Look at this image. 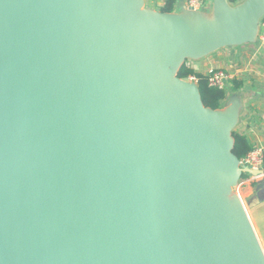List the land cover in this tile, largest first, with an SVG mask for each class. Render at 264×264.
<instances>
[{
	"label": "water",
	"instance_id": "water-1",
	"mask_svg": "<svg viewBox=\"0 0 264 264\" xmlns=\"http://www.w3.org/2000/svg\"><path fill=\"white\" fill-rule=\"evenodd\" d=\"M263 21L264 0H0V264H264L243 97L179 77Z\"/></svg>",
	"mask_w": 264,
	"mask_h": 264
},
{
	"label": "crops",
	"instance_id": "crops-1",
	"mask_svg": "<svg viewBox=\"0 0 264 264\" xmlns=\"http://www.w3.org/2000/svg\"><path fill=\"white\" fill-rule=\"evenodd\" d=\"M167 1L146 0L147 5L155 10H160ZM185 4L186 0H175L174 11ZM191 67L206 75L214 70H225L232 79L242 82L239 93L245 108L236 132L246 135L254 148L264 150V49L257 45L223 49L202 61L191 62ZM260 180L253 183L251 193L264 185Z\"/></svg>",
	"mask_w": 264,
	"mask_h": 264
},
{
	"label": "trees",
	"instance_id": "trees-1",
	"mask_svg": "<svg viewBox=\"0 0 264 264\" xmlns=\"http://www.w3.org/2000/svg\"><path fill=\"white\" fill-rule=\"evenodd\" d=\"M231 3L235 4L238 0H229ZM175 0H168L166 4L160 9L162 12H173L174 11ZM264 23V21H263ZM179 77L185 80L190 79V77H195L198 82V86L202 95V100L205 106L212 109L221 108L223 102L227 98L230 92H238L242 88V82L231 79L227 87L224 89H217L210 87L208 84V75L196 72L194 68L187 67L184 65L179 72ZM235 138V155L243 162L247 154L254 149L253 145L250 143L248 137L239 132L234 133ZM264 169V164H263ZM247 178L243 176L242 179Z\"/></svg>",
	"mask_w": 264,
	"mask_h": 264
},
{
	"label": "built area",
	"instance_id": "built-area-1",
	"mask_svg": "<svg viewBox=\"0 0 264 264\" xmlns=\"http://www.w3.org/2000/svg\"><path fill=\"white\" fill-rule=\"evenodd\" d=\"M209 0H186V5L189 9L200 10L207 6ZM259 49H264V23L261 27V32L259 35ZM187 67H191V62L186 63ZM208 75V84L210 87L217 89H224L227 87L228 83L232 79L231 75L225 70H214L211 71ZM191 82L197 83L198 80L195 77H190ZM247 167H250L254 170H264V150L261 148H254L250 151L244 161L242 162ZM261 179V180H260ZM258 180L264 182V174L259 178H249L244 179L241 184L247 186L253 185V183Z\"/></svg>",
	"mask_w": 264,
	"mask_h": 264
},
{
	"label": "rangeland",
	"instance_id": "rangeland-1",
	"mask_svg": "<svg viewBox=\"0 0 264 264\" xmlns=\"http://www.w3.org/2000/svg\"><path fill=\"white\" fill-rule=\"evenodd\" d=\"M243 180H244V179H241V181H240V183H239V185H238V187H237V190H236L237 194L240 195L241 197H243L244 194L251 193V188H252V186H254V184H253V185H251V186H247V187H246L245 185L241 184V182H242ZM256 183H257V182H256Z\"/></svg>",
	"mask_w": 264,
	"mask_h": 264
}]
</instances>
